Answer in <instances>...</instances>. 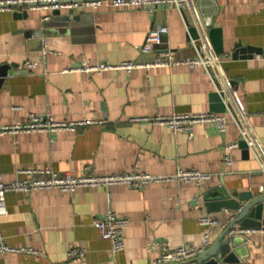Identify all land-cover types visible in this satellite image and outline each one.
<instances>
[{"label": "crops", "instance_id": "1", "mask_svg": "<svg viewBox=\"0 0 264 264\" xmlns=\"http://www.w3.org/2000/svg\"><path fill=\"white\" fill-rule=\"evenodd\" d=\"M51 12L25 6L0 10V69L11 73L0 76V127L23 125L32 114L56 122L97 123L74 131L0 133L3 182L22 179L17 173L25 169L71 177L169 176L184 170L210 179L200 189L194 183L170 181L141 188L87 187L72 193L9 192L7 215L0 217V241L40 254H2L0 264H152L161 253L157 243L170 250L199 247L208 235L211 245L231 220L224 196L258 195L264 186V174L246 145L233 151L231 166H224L222 153L224 143L239 140L229 110L255 140L264 163V56L232 58L239 49L264 51V0H190L180 13L170 5L83 8L73 12L71 18L77 21L67 26L47 22ZM60 15L67 16L68 10ZM158 27L167 28L163 45L142 54L147 34ZM210 29L220 30L222 54L213 49ZM166 51L178 59L199 54L214 62L207 70L180 65L130 72L71 71L98 64L147 63ZM28 63L35 67L29 69ZM217 92L223 97L214 101ZM233 99L243 105L245 119ZM199 113L224 115L226 131L218 134L210 125L196 124L188 137L166 126L130 122ZM108 211L128 221L124 248L115 257L95 226ZM204 216L216 224L200 226L198 219ZM236 231L245 242L232 260L218 256L217 264H264V228ZM73 248L84 249V258L69 260Z\"/></svg>", "mask_w": 264, "mask_h": 264}, {"label": "built area", "instance_id": "2", "mask_svg": "<svg viewBox=\"0 0 264 264\" xmlns=\"http://www.w3.org/2000/svg\"><path fill=\"white\" fill-rule=\"evenodd\" d=\"M190 0H9L0 1V10L9 9L10 7L25 6L31 10H72L76 11L83 8L96 10L103 6H111L114 8H142L146 6L156 7L159 5L173 6L179 13L189 3ZM215 2L219 0H213ZM167 34L166 27H158L149 31L144 44L141 47L142 54H151L155 52L158 47L163 45V37ZM212 57H202L197 54L193 58L178 59L173 57L172 53L166 51L163 56L147 63H132L122 62L118 65L98 64L93 66H85L82 68L71 69V71H86V72H100L105 70H123L130 72L135 68H143L150 70L157 67H172V66H187L190 68L202 67L205 70L213 63ZM27 67L32 69L35 63H28ZM218 95L219 92H217ZM237 111L241 119H245V109L243 105L237 100L233 99ZM232 117L238 131L239 140L230 143H224L222 146L223 164L225 167L231 166L233 162V151L243 142L248 151H250L258 163L259 170L264 174V163L261 162L256 153V143L253 138H249L239 122L233 118L231 112L227 110ZM130 122H145L149 126H166L173 133H183L189 136L192 134L193 126L196 124H205L214 127L218 134L226 131V117L215 113H199V114H182L171 115L166 117H147L140 119H130ZM94 121H79V122H56L50 118L43 119L37 115H29L28 120L23 125H15L13 127H0V133H52L56 131H74L77 127L88 126L95 124ZM18 175L23 176L22 179L15 180L9 184L3 182L0 175V217L7 215V208L5 204L6 194L9 192L30 193L38 191H57L59 193H72L79 188L87 187H108L113 185H127L130 187L141 188L144 185L151 183L164 182H181L194 183L198 189L200 185L210 179V175L203 174L198 171H184L177 170L174 175L169 176H152L148 174H122L110 176H95L83 174L79 177H71L70 175H58L50 170L39 169H25L18 171ZM264 186L259 188V192L263 193ZM199 194L194 198L197 203ZM198 223L202 227H211L216 224L215 220L208 216L200 217ZM128 225L126 219L117 218L111 211L95 223L98 229L99 236L102 240L110 243V252L112 257H115L124 248L123 229ZM234 231L233 233H236ZM156 245V244H155ZM161 253L159 257L152 264H180L182 262L193 260L197 255L203 252L209 245L210 239L208 235H204L202 243L199 247H178L176 249H168L163 243H157ZM7 253L26 254L34 257L39 256L38 251L31 249H15L6 246L0 241V255ZM85 256L84 249L73 248L67 257L71 261H80Z\"/></svg>", "mask_w": 264, "mask_h": 264}, {"label": "water", "instance_id": "3", "mask_svg": "<svg viewBox=\"0 0 264 264\" xmlns=\"http://www.w3.org/2000/svg\"><path fill=\"white\" fill-rule=\"evenodd\" d=\"M73 12L74 11L70 10L67 16L62 17L60 11H52L50 19L47 22H58L67 26L71 23V20L77 21L76 17L71 18ZM208 37L215 53L222 54L223 47L220 30L210 29ZM254 54L264 56V51L255 48L239 49L233 52L232 58H250L253 57ZM5 70V67L0 69V76L4 77L7 74H11L10 72H5ZM212 97L214 101H219L223 95L214 93ZM221 112H224V109ZM239 147L245 148V144L240 142ZM223 199L227 200V203H223V205L231 212V220L218 234L210 247L193 259L197 264H203L205 262V264H217L218 256L224 258L225 261L232 260L235 250L241 243L245 242V238L233 232L237 229L248 230L264 228V191L258 195H253L249 192H241L234 197L226 194Z\"/></svg>", "mask_w": 264, "mask_h": 264}]
</instances>
